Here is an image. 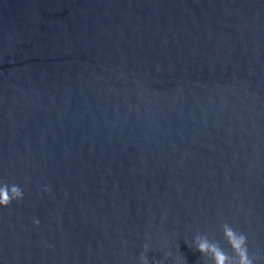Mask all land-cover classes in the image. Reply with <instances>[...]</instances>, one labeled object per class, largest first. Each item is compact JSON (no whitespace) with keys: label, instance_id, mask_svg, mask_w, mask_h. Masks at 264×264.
I'll return each mask as SVG.
<instances>
[{"label":"water","instance_id":"1","mask_svg":"<svg viewBox=\"0 0 264 264\" xmlns=\"http://www.w3.org/2000/svg\"><path fill=\"white\" fill-rule=\"evenodd\" d=\"M233 234L264 264V0H0V264Z\"/></svg>","mask_w":264,"mask_h":264},{"label":"clouds","instance_id":"2","mask_svg":"<svg viewBox=\"0 0 264 264\" xmlns=\"http://www.w3.org/2000/svg\"><path fill=\"white\" fill-rule=\"evenodd\" d=\"M19 196L22 198V191L19 192ZM35 223L38 224L39 221L37 220ZM233 239V247L239 256L238 260L229 258L223 249L216 247L215 245H211L207 238L202 235H197L191 244L192 247L200 252L202 256L211 252L212 264H254V261L248 257L246 237L243 234L238 236L233 234ZM145 250L147 251V245H145ZM140 260L141 264H149L147 255H142ZM176 264H180V261L176 260Z\"/></svg>","mask_w":264,"mask_h":264}]
</instances>
